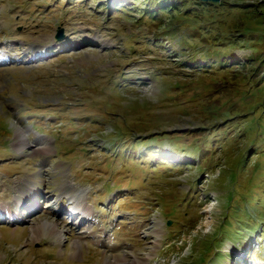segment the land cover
<instances>
[{
	"label": "rangeland",
	"instance_id": "1",
	"mask_svg": "<svg viewBox=\"0 0 264 264\" xmlns=\"http://www.w3.org/2000/svg\"><path fill=\"white\" fill-rule=\"evenodd\" d=\"M148 1L0 0V264H264V0Z\"/></svg>",
	"mask_w": 264,
	"mask_h": 264
},
{
	"label": "trees",
	"instance_id": "2",
	"mask_svg": "<svg viewBox=\"0 0 264 264\" xmlns=\"http://www.w3.org/2000/svg\"><path fill=\"white\" fill-rule=\"evenodd\" d=\"M185 1L186 0H183L182 2H176V1L169 2L168 0H151V1H148L149 2L148 7L145 6L144 9H145V12L147 13V15L149 14L150 15L149 17L154 20L156 16L162 15V13H164L165 9H167L169 7H170V10H169L170 13L174 12L175 10L180 9V6H183V4L186 3ZM193 4L197 5V7L202 6V7H208V8H213V6L217 5V4L218 5L232 6V4H230L229 1L221 2V3L220 2L219 3H208V2H203L200 0H194ZM233 5H236V4H233ZM237 6H239V5H237ZM242 6L244 8L249 7V5H245V4ZM239 9H241V8H239Z\"/></svg>",
	"mask_w": 264,
	"mask_h": 264
},
{
	"label": "bare ground",
	"instance_id": "3",
	"mask_svg": "<svg viewBox=\"0 0 264 264\" xmlns=\"http://www.w3.org/2000/svg\"><path fill=\"white\" fill-rule=\"evenodd\" d=\"M38 52H41V51H38ZM44 51H42V53H43ZM41 54V53H40ZM17 132H18V136L20 137L21 136V133H22V130L21 129H18L17 130ZM25 144H27V143H25ZM24 143H23V140L21 139V137H20V141H19V143L17 144V146H23V145H25ZM49 147V145L45 148V150H47V148ZM43 150H44V148H43ZM35 192V191H34ZM35 193H33L32 195H31V200H35ZM14 203V202H13ZM16 207H18V204L15 202V204H13V206L11 207V208H8V209H6L7 211H8V213L9 214H11L12 215V217H13V211H14V209H16ZM6 210H4V212H6L7 213V211ZM83 212H88V208H86V207H83V208H81V211L80 212H78V215H80L81 213H83ZM6 214H1V216H5ZM10 215V216H11ZM75 215H77V214H75ZM88 215V214H87ZM90 215V214H89ZM9 216V217H10ZM89 218V217H88ZM2 219H3V217H2ZM87 219V218H86ZM90 219V218H89Z\"/></svg>",
	"mask_w": 264,
	"mask_h": 264
},
{
	"label": "water",
	"instance_id": "4",
	"mask_svg": "<svg viewBox=\"0 0 264 264\" xmlns=\"http://www.w3.org/2000/svg\"><path fill=\"white\" fill-rule=\"evenodd\" d=\"M200 1H203V2H214V3H219V2H221V0H200ZM57 38H58V39L63 38V31H62V30L59 31V33H58V35H57Z\"/></svg>",
	"mask_w": 264,
	"mask_h": 264
}]
</instances>
